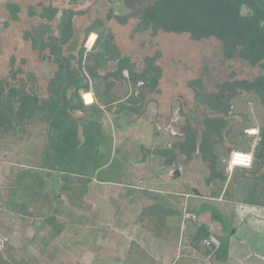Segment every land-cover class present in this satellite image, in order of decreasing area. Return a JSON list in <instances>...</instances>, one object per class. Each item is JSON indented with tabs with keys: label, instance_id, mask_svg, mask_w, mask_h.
Segmentation results:
<instances>
[{
	"label": "crops",
	"instance_id": "obj_1",
	"mask_svg": "<svg viewBox=\"0 0 264 264\" xmlns=\"http://www.w3.org/2000/svg\"><path fill=\"white\" fill-rule=\"evenodd\" d=\"M93 34L95 33L91 35ZM89 37L87 39L88 42H86L88 50L93 47L97 35L92 44H89ZM117 45L119 46L118 43ZM119 49L122 52L120 46ZM153 56L146 55L140 58V60L136 58H132V60L143 67L144 60L147 57ZM161 57L162 55L160 54L156 64L161 68L162 76L159 86L155 90L144 86L142 82H139L136 86H125L117 82L107 91L109 95L119 96V100L113 102L111 106L102 104V101L97 100L94 93L90 91L82 92L84 104L68 109V122H71L72 127L77 131V137L72 135L73 142L79 141L83 144L86 141L85 125L87 120L95 119L101 125L98 154L99 166L95 172L96 177H107L105 170L111 166V161L116 159L117 152L121 146H124L123 149H126L129 154L132 153L134 148L132 150L131 141L127 140L125 142L119 137L131 126L137 129L135 131L137 132V136L139 135L145 141H152L150 135L155 132L156 128L168 130L175 137V140L171 143V149L178 142L185 140L188 128H193L194 132L198 134L197 141L199 144L202 140L208 142L207 129L211 127L210 122L207 120H212L214 119L213 117L203 116L202 119L194 117L195 119L192 118L194 119L193 124H191L184 110V107L187 106L186 95L184 94L179 95L178 99L170 100L167 104L164 102L166 100L164 98L166 92L160 88L164 75V69L160 63ZM23 60L26 62L25 59ZM49 82L46 85L47 95L40 98H47L49 96ZM245 92L247 91L239 90L237 97ZM86 94L92 95L91 101H87L85 98ZM131 96H135L139 102L128 103V99ZM161 96L162 98H160ZM195 97V110L201 113L202 116L205 111L204 103L198 99L197 93H195ZM237 97L232 100L234 104ZM174 103L179 108V116H176V120L172 119L173 112L175 114ZM120 105L123 109L119 111ZM96 107H99L100 114L92 113V108ZM232 109L227 119L228 125L231 122L235 123L240 120H237V115L239 117L241 113L236 114L235 108ZM206 111L210 113L215 112L209 106H207ZM171 120L175 122L172 124ZM54 134V128L50 127L46 121L41 120L39 116V121L28 122L24 126L11 129L5 132L3 136H0V142L1 140L9 144L13 142L19 146L27 144V154L32 152L31 157H39V161L34 164H14L4 161L0 164V195L4 201L3 228L11 239L5 253L9 251L13 252L17 247H23L22 245L26 246L28 242L29 244H33L39 240V255H73L77 250L78 254L83 253V256H86L88 252L85 244L82 243L76 234L81 230H87V224H89V228L91 227V221L87 218L88 215L84 210L90 208V205L86 203L87 199H89V193L95 185L100 184L102 190L105 187L101 186L112 185L116 188L119 186L118 190L121 193L125 192L123 190L120 191L124 188L132 194L131 204L133 205L132 209H134L124 216L123 223L125 225L121 230L123 236L131 240L130 247H135V264H228L229 259L233 257L234 253L237 259H239V261L237 260L238 264H241L246 258H251L252 256L264 261V252L262 253L257 248L254 251H247L250 248L252 249L254 245L248 242L244 236L241 238L237 237L240 232L242 234V228L244 230V224L249 219H252L255 223L264 225V206L246 201L247 192L251 189L248 181L249 177H252L250 173L252 168L237 167L231 170V173L226 172L225 169L228 179L224 186L218 179H208V190L204 192L197 191L194 203L189 192L182 194L170 193L172 196L169 199H164L160 195L163 193L158 189L144 187L141 178L138 180L141 184L132 182L130 186H127L129 188H127L120 185L119 182H114L108 178H99L101 181L97 179L91 180L92 168L91 166H86V164L77 169L70 167L68 171H64L61 168V160L68 158V163H66L68 166L75 160L76 155L69 150L61 154L60 150L55 148ZM37 135H39L38 141L35 139ZM258 140L259 137H256L255 141L257 143ZM247 143L244 146L232 143L226 148V154L215 151L214 147L213 151L217 154V159L221 161L229 159L230 153L233 150L250 151ZM103 146L107 147V152H110L111 149L107 157L102 156ZM140 146L141 152H150L144 145ZM137 149L138 152L139 148ZM154 151L158 150L155 149ZM200 151L202 153L203 150L198 149L197 152ZM174 152L175 155H186L177 147H174ZM86 157L90 159V154L88 153L86 156L83 153V158ZM79 158L82 157L79 156ZM101 158H104L105 162L102 163ZM140 158L141 161H146L144 156ZM174 161L173 165L178 169L177 161ZM169 164L172 163L169 162ZM261 171L264 172V169ZM213 190H221V193L217 197H211ZM61 191L69 194L68 201L62 198ZM241 191L245 195L243 198L235 196ZM226 192H229V194H226ZM134 195H138L139 198L136 199L137 197ZM122 196L124 197V193ZM205 202L207 204L210 202L211 204L205 205ZM203 205H205L204 210L202 209ZM210 206L218 208L224 223L230 224L231 228L235 229L228 235L227 254L216 253L213 259L207 260L206 248L202 244L204 238L198 239L199 230H203V228L206 230L207 228L209 235H217L220 241L227 236L223 230L222 223L212 218ZM77 207L82 209L83 212L81 210L78 211ZM61 209H63V212L72 211L73 215L68 218L60 212ZM253 212L255 213L253 214ZM187 213L196 214L197 218L185 219L183 216ZM14 215L21 216L23 218L22 222L27 226L34 224L29 223L30 220L26 218L31 217L32 221L35 218L37 220L35 223H38L36 227L37 232L33 233V235L30 234L29 237V233H24V230L28 229V227L24 229V225L21 233L18 232L19 230H15ZM62 224L64 227H62ZM68 226H71L74 231L68 232L64 230ZM258 229L254 227L255 231ZM59 230L60 232H58ZM258 233H260L259 230ZM82 244H84L83 247ZM244 245L246 246L245 254L243 250ZM27 248L28 246L26 250H29ZM237 249L240 250L239 254H236L238 252Z\"/></svg>",
	"mask_w": 264,
	"mask_h": 264
},
{
	"label": "rangeland",
	"instance_id": "obj_2",
	"mask_svg": "<svg viewBox=\"0 0 264 264\" xmlns=\"http://www.w3.org/2000/svg\"><path fill=\"white\" fill-rule=\"evenodd\" d=\"M103 2L104 0H78L76 3H72L71 0H0V78L9 77L10 69L12 68L19 70L16 75L17 78L14 79L17 87L34 93L38 98L47 95L46 85L50 81L56 65L49 58L48 51L42 53L39 49L32 47V41L27 38V33L34 34V31L39 29L41 23L50 24L54 32L57 19L51 22L42 20L37 16L31 15L29 8L32 7L34 11L39 12L43 6L49 4L62 7L73 6L75 9L81 10L91 7L93 8L91 13L78 16L75 20V26L78 29H82L93 20L97 9L103 11L101 15L105 14L108 10V5L105 8H101V5H104ZM138 2L139 0H112L110 6L117 13L130 15L137 11ZM6 3H18L20 5L21 10L16 19L11 18L10 12L5 7ZM7 21L10 23L8 27L5 26ZM135 24V20H130L125 25H121L116 21H111L109 25L124 55L140 60L146 55L153 56L155 51L160 52L162 55L160 63L164 69L160 88L166 92L164 97L166 100L164 102L167 104L170 100L178 99L181 94L186 95L187 106L184 107V110L191 124H193L195 118L202 119L203 116L224 117L227 120L229 115H225L220 111H215L214 113L206 111L207 106H209L208 101L216 102L213 94L217 90V84L226 80L232 71H235L238 77L243 78L255 75L258 73V69L251 68L241 60H224L221 53L222 44L215 38L196 41L191 39L187 33L163 32H160L157 36H151L149 32L134 31ZM93 35L89 37V44H92L90 43V38ZM12 56L16 57V63L13 66L10 65ZM23 59L26 62L22 61ZM195 93H198V99L204 103L205 111L202 116L201 113L195 110ZM233 106L236 114L241 113L240 118L237 115V120H240L235 123L231 122L230 125L227 124L223 133L216 130L220 128V124L217 123V128L215 122H210L211 128L208 127L207 129V137L209 138L208 142L211 141L213 143L210 142L208 144V150L214 147L215 151L226 154V148L232 143L244 146L249 142L247 143L248 149L254 154L257 143L255 141L256 137H259V129L264 125V105L254 93L245 92L235 99ZM174 108L175 114L173 112L172 119L176 120V116H179V108L175 103ZM171 121L172 124L175 122ZM173 129L176 130L174 127ZM136 130L134 126H131L124 134L119 135L122 141H131L132 150L134 148L132 153L129 154L126 149H123L124 146H121L117 152L116 159H113L111 166L105 170L107 177L98 176V179L108 178L114 182H119L123 187H127L132 182L135 184L139 183L138 180L141 178L144 187L158 189L163 193L160 195L164 199H169L172 196L170 193L182 194L189 192L193 203L196 200L197 191L204 192L208 190L207 180L211 175V168L209 160L205 157L206 154L196 151V153H192L191 158H188L187 155H185L186 157L180 154L175 155V146L171 149V143L175 140V137L168 130L156 128L155 132L150 135L152 141L142 140L139 135L137 136ZM36 137L35 139L38 141L39 135ZM140 145H144L150 152H141ZM32 147L34 146L32 145ZM137 148H139V153ZM27 149V144L19 146L13 142L9 144L1 140L0 164L2 161L14 164L37 163L39 157H31L32 152L27 154ZM155 149L158 151L155 152ZM159 150L166 151L161 153ZM110 152H107V147L102 148L103 157H107ZM143 156L146 161H141L140 157ZM167 158L168 164H166ZM171 158H175L177 161L178 169L174 167V163L169 164V159ZM221 161L225 164L226 172H230L231 170L228 167L229 159ZM101 162H105L104 158H101ZM176 170H179V173L174 175L173 173ZM101 187L105 188L102 190L100 184L93 187L86 202L90 205V208L84 210L88 215L87 218L91 221V229L88 227L89 224H87V230H81L76 234L82 243L85 244L88 252L86 256H83V253L78 254L77 250L73 255L42 256L39 255L38 240L33 244L28 242L26 246L17 247L13 252L5 253L3 259L8 258L10 261L8 264H135V247H130L131 240L123 236L121 230L125 225L123 223L124 216L134 209H132L133 205L131 204L132 194L124 188L120 191L123 190L125 192H119V186H117L118 188L112 185H103ZM123 193L124 197L122 196ZM61 194L65 201L69 200L67 192L61 191ZM235 196L243 198L245 195L241 191ZM135 197H137L136 199L139 198L138 195ZM210 204V202L208 204L205 202V205ZM77 210L83 212L79 207H77ZM66 212L62 213L66 216ZM183 217L188 219L186 214ZM13 218L16 226L15 230H19L18 232H22L23 225L24 229L28 227L27 230H24V233H29V237L30 234L33 235V233L37 232L38 223H35L37 221L35 218L33 221L30 219L31 217L26 218L30 220L29 223L34 224L28 226L22 222L23 218L21 216L14 215ZM244 225L242 234L240 232L237 237L241 238L244 236L248 242L255 246L247 251H254L257 248L263 253L264 225L255 223L252 219H249ZM254 227L259 228L260 233H258V230L255 231ZM64 230L68 232L74 231L71 226ZM84 244H82V247ZM27 246L29 250H26ZM237 250L236 254H239L240 250ZM243 250L245 254V245ZM237 260L239 261L234 253L228 264H238ZM1 264H3L2 261ZM241 264H264V261L252 256L251 258H246Z\"/></svg>",
	"mask_w": 264,
	"mask_h": 264
},
{
	"label": "trees",
	"instance_id": "obj_3",
	"mask_svg": "<svg viewBox=\"0 0 264 264\" xmlns=\"http://www.w3.org/2000/svg\"><path fill=\"white\" fill-rule=\"evenodd\" d=\"M76 3L78 0H71ZM112 0H104L101 8L108 5L104 15L97 9L93 20L82 29L75 26L78 16L91 13L93 8L85 10L75 9L73 6L62 7L55 4L43 6L36 12L29 8L30 14L48 22L57 19L56 31L47 23H41L34 34L27 33V38L32 41V47L44 53L48 51L49 58L56 65L54 75L48 84L49 96L38 98L34 93L17 87L14 79L19 70L10 69L9 77L0 78V136L11 129L24 126L28 122L46 121L54 128V142L63 154L66 151L75 153V160L67 166L68 158L61 160V168L68 171L70 167H82L84 164L92 168L91 180L98 179L95 172L99 166L100 132L101 125L95 120H87L85 125L86 141L81 144L73 142L72 135L77 131L72 123L68 122V109L84 104L82 92L94 93L102 104L111 106L119 100L117 95L107 94L117 82L125 86H136L139 82L146 87L155 90L162 76L161 68L156 64L160 53L153 57H147L143 67L132 60V57L123 55L116 42V36L112 32L110 23L116 21L121 25L135 20L134 31L149 32L151 36H157L159 32L190 35L196 41L215 38L222 44V57L224 60H241L251 68L258 69V73L250 77L240 78L232 71L226 80L217 84V90L213 94L216 102H207L212 110L220 111L225 115L231 114L234 103L232 100L238 96L239 90L254 93L264 105V12L253 2L240 0H139L137 11L130 15L115 12L110 6ZM264 5V0H259ZM6 9L11 18L16 19L21 7L18 3H6ZM8 21L5 26H9ZM109 25V26H108ZM56 32V33H55ZM55 33V34H54ZM95 43L88 50L86 42ZM24 61V60H22ZM16 63V57L10 58V65ZM127 73V75H125ZM197 83V82H196ZM198 94V93H197ZM87 101H91L92 95L86 94ZM212 100V99H211ZM138 103L135 96L128 99V103ZM110 104V105H108ZM119 111L123 107L119 106ZM92 113L100 114L99 107L92 108ZM208 122L220 124V133H223L227 123L224 117L208 119ZM213 127V126H212ZM218 128V126H216ZM259 140L256 145L254 161L251 166L249 183L251 189L247 192L246 201L264 206V125L258 132ZM77 137V136H76ZM198 134L192 128H188L185 140L178 142L175 147L182 150L188 158L192 153L202 149L209 160L211 177L218 179L222 185L227 182L228 174L225 172V164L217 159L213 148L208 150L206 140L198 143ZM207 143V144H206ZM213 143V142H211ZM212 147V146H211ZM161 153L166 150H159ZM83 153L90 159L83 158ZM81 156L82 158H79ZM175 158L169 159L173 163ZM168 164V158L166 160ZM129 186L131 184H128ZM221 190H213L211 197H217ZM229 194V192H226ZM205 205L202 206L204 210ZM214 220L220 221L223 230L227 234L221 239L218 252L224 255L228 252V235L232 232L230 224H225L219 209L209 207ZM63 212L62 209L60 211ZM70 218L72 211L66 212ZM62 227L63 224H62ZM60 232V230L58 231ZM209 236V231L203 228L199 230L198 239ZM4 255L0 256L4 264L10 263ZM5 261V262H4Z\"/></svg>",
	"mask_w": 264,
	"mask_h": 264
},
{
	"label": "built area",
	"instance_id": "obj_4",
	"mask_svg": "<svg viewBox=\"0 0 264 264\" xmlns=\"http://www.w3.org/2000/svg\"><path fill=\"white\" fill-rule=\"evenodd\" d=\"M254 156L250 151L233 150L230 154L228 167L233 170L237 167L250 168L253 164ZM186 218L196 219V214L187 213ZM4 220V201L0 195V256L4 255L10 244V236L3 230ZM203 246L206 248V259L211 260L215 257L217 250L221 245L219 237L215 234L209 235L202 240Z\"/></svg>",
	"mask_w": 264,
	"mask_h": 264
},
{
	"label": "water",
	"instance_id": "obj_5",
	"mask_svg": "<svg viewBox=\"0 0 264 264\" xmlns=\"http://www.w3.org/2000/svg\"><path fill=\"white\" fill-rule=\"evenodd\" d=\"M240 1L242 2L251 1L264 12V5L259 0H240ZM177 173H179V170H176L173 174L176 175Z\"/></svg>",
	"mask_w": 264,
	"mask_h": 264
}]
</instances>
